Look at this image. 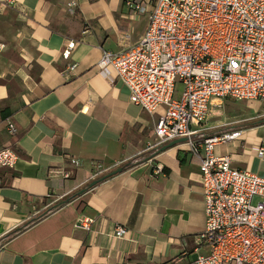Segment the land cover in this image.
Here are the masks:
<instances>
[{"label":"crops","instance_id":"0c3cea01","mask_svg":"<svg viewBox=\"0 0 264 264\" xmlns=\"http://www.w3.org/2000/svg\"><path fill=\"white\" fill-rule=\"evenodd\" d=\"M130 1L0 3V149L18 155L0 169V264H193L206 253L194 241L205 225L199 159L185 143L147 150L162 110L141 111L114 69L98 67L103 51L132 47L147 27L149 14L135 15ZM262 117L205 135L239 133L214 155L264 179ZM70 157V179L49 176ZM115 166L130 168L7 236ZM116 227L126 229L122 239Z\"/></svg>","mask_w":264,"mask_h":264},{"label":"built area","instance_id":"2783aa9c","mask_svg":"<svg viewBox=\"0 0 264 264\" xmlns=\"http://www.w3.org/2000/svg\"><path fill=\"white\" fill-rule=\"evenodd\" d=\"M127 6L135 15L149 14L147 27L132 47L103 51L98 67L114 69L129 102L141 111L162 110L147 150L185 139L199 159L205 225L194 241L206 253L197 252L192 263L264 264V179L214 155L216 145L239 133L205 135L212 108L224 100H264V0H133ZM7 130L15 134L11 124ZM17 159L13 149H0V169H13ZM68 160L69 167L49 170V176L70 179L77 161ZM150 166L160 173V166ZM92 222L78 224L87 228ZM125 234L116 227L113 237Z\"/></svg>","mask_w":264,"mask_h":264},{"label":"rangeland","instance_id":"374dc122","mask_svg":"<svg viewBox=\"0 0 264 264\" xmlns=\"http://www.w3.org/2000/svg\"><path fill=\"white\" fill-rule=\"evenodd\" d=\"M176 89L180 93L182 85L177 84ZM261 116H264V100L236 102L227 99L223 101L220 108H214L211 110L205 125L213 128L219 127L220 124L225 121L241 123L247 120L257 119ZM256 201L257 199H254L252 204L254 205Z\"/></svg>","mask_w":264,"mask_h":264},{"label":"trees","instance_id":"16d2710c","mask_svg":"<svg viewBox=\"0 0 264 264\" xmlns=\"http://www.w3.org/2000/svg\"><path fill=\"white\" fill-rule=\"evenodd\" d=\"M263 118L264 117L260 118L259 120H262ZM250 125H252V124H250ZM215 131H217V130L216 129H212L210 132L213 133ZM129 168L130 167H127V166H122V167L116 166V167L111 168L107 172L100 174L95 179L90 180V181H87L86 183H84L83 185H81V187H80L79 190H77L75 192H72L70 195H67V197H65V199L63 201H61L60 203L51 206L49 209H47L45 211L39 212L35 217H32L28 221H26L23 224H21L19 227H17L14 231H12L11 233H9L7 236L10 237V236H13L15 234H18L19 232L25 230L26 228H28L32 224L36 223L37 221L41 220L42 218H44L45 216H47L48 214H50L56 208H58V207H60V206H62L64 204H66L67 202H70L71 200H73L74 198H76V196L79 193V191H81V190H86V191L89 190L90 188H92V187H90V183L91 182L96 181V180L100 179L101 177H105V179H104V181H105V180H107V179H109V178L112 177V176H107V175H109L113 171H116V170L119 169V170H121V172H123V171L128 170Z\"/></svg>","mask_w":264,"mask_h":264},{"label":"water","instance_id":"95a60500","mask_svg":"<svg viewBox=\"0 0 264 264\" xmlns=\"http://www.w3.org/2000/svg\"><path fill=\"white\" fill-rule=\"evenodd\" d=\"M263 122H264V119H263ZM184 142H185V139H178V140H175V141H173V142H171V143L165 145V146L163 147V149L171 148V147H173V146H175V145H177V144H181V143H184ZM120 172H121V170L118 169V170H116V171H113L112 173H110V174L107 175V176H115L116 174H118V173H120ZM104 179H105V177H101L100 179L91 182V183H90V187H94V186H96L97 184H99V183H101L102 181H104Z\"/></svg>","mask_w":264,"mask_h":264}]
</instances>
